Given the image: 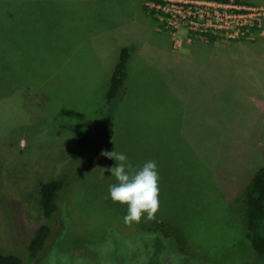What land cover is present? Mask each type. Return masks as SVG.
<instances>
[{"label": "rangeland", "instance_id": "rangeland-1", "mask_svg": "<svg viewBox=\"0 0 264 264\" xmlns=\"http://www.w3.org/2000/svg\"><path fill=\"white\" fill-rule=\"evenodd\" d=\"M145 3L0 0V253L25 264H264L246 223L264 164V35L176 34ZM125 46L128 79L107 122ZM91 125L100 153L157 162L155 219L124 222L127 205L109 194L117 181L101 169L116 162L88 167L79 148ZM65 174L47 220L40 182ZM44 225L52 235L31 260Z\"/></svg>", "mask_w": 264, "mask_h": 264}, {"label": "trees", "instance_id": "trees-1", "mask_svg": "<svg viewBox=\"0 0 264 264\" xmlns=\"http://www.w3.org/2000/svg\"><path fill=\"white\" fill-rule=\"evenodd\" d=\"M229 1V0H226ZM237 1V0H236ZM241 2V1H237ZM134 48L125 46L121 50L120 59L117 63L111 78V86L108 92V100L111 105L107 122L114 113L116 103H118L125 83L128 79V65ZM102 129L99 125H91L86 128L79 138L78 145L82 152L90 151L92 154L88 160V167L98 164L104 156L100 155L97 147L99 137L96 141L97 134ZM98 149H97V148ZM4 161L0 154V178L2 177ZM69 175L65 174L49 182H40L42 192V207L44 216L47 220L52 219L60 209L59 202L62 192L68 185ZM246 223L248 229V239L258 257L264 259V164L254 176L252 188L247 196V213ZM52 235V227L44 225L38 229L34 239L29 246L30 259L34 260L44 249L46 242ZM0 264H25L23 260L15 254L0 253Z\"/></svg>", "mask_w": 264, "mask_h": 264}, {"label": "built area", "instance_id": "built-area-1", "mask_svg": "<svg viewBox=\"0 0 264 264\" xmlns=\"http://www.w3.org/2000/svg\"><path fill=\"white\" fill-rule=\"evenodd\" d=\"M176 34L244 40L264 35V7L236 0H147ZM178 43V42H177Z\"/></svg>", "mask_w": 264, "mask_h": 264}, {"label": "clouds", "instance_id": "clouds-1", "mask_svg": "<svg viewBox=\"0 0 264 264\" xmlns=\"http://www.w3.org/2000/svg\"><path fill=\"white\" fill-rule=\"evenodd\" d=\"M100 155L116 162L110 168L101 169L102 174L110 172L117 181L109 185V194L113 202L127 205L124 222L139 223L145 214L147 220L155 219L160 207L157 162L149 160L143 166L135 168L125 154L116 150L102 151Z\"/></svg>", "mask_w": 264, "mask_h": 264}, {"label": "crops", "instance_id": "crops-1", "mask_svg": "<svg viewBox=\"0 0 264 264\" xmlns=\"http://www.w3.org/2000/svg\"><path fill=\"white\" fill-rule=\"evenodd\" d=\"M145 1H147V0H145ZM237 1H241V0H237ZM242 2V1H241ZM258 6H263V5H258ZM264 7V6H263ZM197 40H200V39H196L195 40V38H194V40H193V43H195ZM203 41H206V39H204ZM208 41V40H207ZM131 58H132V56H131ZM131 58H130V60H131ZM130 62V61H129Z\"/></svg>", "mask_w": 264, "mask_h": 264}]
</instances>
